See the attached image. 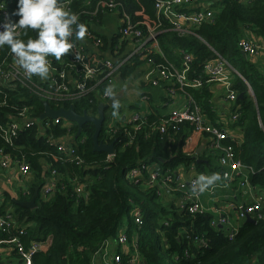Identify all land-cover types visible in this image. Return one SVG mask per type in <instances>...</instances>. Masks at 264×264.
Here are the masks:
<instances>
[{
    "label": "trees",
    "instance_id": "1",
    "mask_svg": "<svg viewBox=\"0 0 264 264\" xmlns=\"http://www.w3.org/2000/svg\"><path fill=\"white\" fill-rule=\"evenodd\" d=\"M86 1L92 5H86ZM98 1L107 0H79L71 5L70 10L74 13L79 9L90 10ZM114 1L121 5L134 22H143L151 27L155 25L154 0ZM209 2H213L210 8L216 14L213 20L204 22L181 36L164 25L156 37L158 42L162 37L158 47H161L166 56L171 47V50H185L194 57L191 76L200 74L203 63L214 59V53L230 63L229 59L240 54L237 43L244 38H241V33L246 28L264 37V0ZM17 3L18 0H10L11 12L16 9ZM81 19L80 22L88 24V28V18L82 16ZM89 29L92 30L90 27ZM35 35V32L30 31L23 38H35ZM163 38H167L168 45L163 43ZM101 40L104 46L106 42ZM117 41L118 38L113 39L111 45H116ZM8 54H11L10 50L7 46L3 47L0 63ZM152 58L155 63H164L160 55L154 54ZM133 65L134 63L123 69V77L136 71ZM231 87L237 88L243 94L241 97L236 96L231 109L232 112L238 107L239 116L234 122H239L242 128V140L239 143L228 136L224 143L231 141L234 160L253 169V173L248 175L249 184L264 190V86L252 83L257 109L254 107V100L246 94L247 88L244 84L241 83L238 87L232 81ZM104 88L102 86L99 90ZM203 91L204 89H195L189 90V93L199 103L204 97ZM98 102L95 94H89L70 105L77 115L95 117ZM44 104L36 93L27 89H5L0 93V125L12 122L26 107L30 108V118L40 119L44 113ZM67 107L69 106H64ZM110 109L115 107L104 111L105 121L98 137V141L103 144L113 143L114 152L109 163L105 162L106 153L94 151V127L91 124H85L77 137L75 124L70 130L61 129V123L45 130L35 126L19 133L11 146L0 135V148L13 160L24 159L28 165V173L32 176L29 193L24 195L26 197L18 194V200L28 201L34 194V188L41 190L50 172L54 171L56 190L50 201L45 202L38 198L34 207L26 208L15 205L10 195L5 193V200L0 206V215L8 208L14 214L17 228L15 231L14 228L10 230V234L29 225L26 235L21 239L25 248L31 242H41L48 236L51 238L49 248L33 256V264H92L93 254L105 241L116 238L124 218L128 224V237L136 236L145 264H264V207L262 219L243 222L235 236L228 239L222 229L209 225L210 217L207 213L191 216L180 213L177 209L168 210L160 203L161 199L157 197L155 190H145L143 186L126 179L130 169L141 163H158L169 170H174L178 165L193 163L202 173L208 165L209 157L203 154L195 157L188 150L184 131L189 129L188 124H181L175 134L170 129L160 134L156 127L161 117L151 114L140 130L133 132L128 127L127 131L132 134L133 141L124 147L128 140L124 128H116L112 137L105 134V124L114 119L116 114H108ZM198 134L210 141L208 135ZM66 136H71L73 147H76L83 164L76 165L53 158L57 151L55 146L48 143V138L56 140ZM80 139L83 140L81 144ZM78 183L86 186L87 195L84 197L74 191ZM136 212L141 215V226L135 223ZM194 237L202 238L205 247H200Z\"/></svg>",
    "mask_w": 264,
    "mask_h": 264
},
{
    "label": "built area",
    "instance_id": "2",
    "mask_svg": "<svg viewBox=\"0 0 264 264\" xmlns=\"http://www.w3.org/2000/svg\"><path fill=\"white\" fill-rule=\"evenodd\" d=\"M76 1L79 0H61L69 9ZM198 1L154 0L156 20L153 27L143 22H134L132 17L114 0L98 1L90 10L79 9L76 11L79 18L81 19L82 16H86L88 22L91 24L98 20L103 8L116 13L120 17L119 37L113 50L114 56L121 54L128 39L136 44V48L125 56H122L118 62L92 56L85 46V42L90 41L94 47H103V42L101 38L95 35L93 30L88 28L87 36L84 41H80V44H77L73 37L72 42L75 47L72 50V58L70 60L56 61L49 57L53 72L44 83H39V80H36L34 77L27 78L23 71L16 65L13 55L8 54V57L0 63V93L8 88L18 87L27 89L38 94L40 99L44 103H47L53 110L68 109L72 107L70 105L71 103L80 101L89 94L96 95L99 101L97 105L106 104L114 95L113 86L115 79L118 76H122L123 69L132 65L136 60L144 61L148 65V69L142 77L145 83L152 87L163 85L166 93L170 97H174L180 92H183L186 96L185 104L181 108L174 109L165 117H161L156 131L164 134L170 129L175 134L179 131L181 124L187 123L191 126L193 133H204L208 135L210 139V141H207L208 145L217 154L216 161L220 169H222V182L219 187L226 188L227 184L234 178L238 181L241 188H253L249 184L248 176L246 175V173H253V169L248 165L234 160L232 142L230 141L228 144L224 143L228 140V135L220 128L211 126L202 119L198 108L194 106L191 96L187 93L188 88L198 89L207 83H218L224 88L226 101L233 104L236 101L237 92L231 87V79L227 72L228 69H231L230 63L219 54L214 53L216 59L205 61L202 65L201 73L196 76H191L190 73L194 57L186 51L182 50L179 52V56L181 57V69L179 71L175 70L168 62L155 63L152 58L154 54L160 55L163 58L156 37L160 32L159 29L164 25H167L169 30L175 33L177 32L181 36L189 33L194 27H199L204 22L214 19L216 14L211 8L193 11L182 9L192 4L196 5ZM9 3L10 0H0V31H3L2 26L8 18H11L13 21L19 19V17L11 15L12 12L9 8ZM88 4L86 1V5ZM237 46L242 53L251 56L255 55L259 49L253 41L245 38L240 39ZM1 50L2 48H0V53ZM102 86L105 88L100 91L99 88ZM147 100V97H145L146 102ZM65 105L69 107L64 108ZM148 116L146 112L135 111L124 125H117L115 117L114 119L108 120L105 124V134L112 137L116 133V128H124L128 136L124 147H127L133 141L132 134L127 131L128 127L133 129V132L140 130L146 123ZM238 116L239 111L238 107H236L231 113V120L236 121ZM59 123H61L60 128L63 130H70L73 127L72 123L62 119L40 120L39 118H30V108L26 107L17 114L16 119L12 122L7 125H0V135L3 141L11 146L18 134L25 129L40 126L42 130H45ZM65 139H68L66 144ZM71 139V136L56 140L50 137L48 138V143L56 147L57 154L53 155V158L76 165L83 164V159L77 154L76 147H73ZM79 142L81 144L83 140ZM112 157V155H107L105 162L109 163ZM11 165L16 167V174L20 178L28 173V165L24 159L21 161L13 160L0 148V168L5 170ZM227 167L231 169L230 172L225 170ZM126 176L129 182L141 185L145 190H155L159 199L176 194L178 197L176 209L180 213L183 212L193 216L206 212L204 206L199 201L201 194L193 195L191 192L192 181L195 179L188 182L184 181L175 171L163 169L156 163H141L137 167L130 169ZM55 190L54 171H51L42 189L41 200L48 201L53 196ZM74 191L77 195L83 197L87 195L86 186L80 185L79 183L75 185ZM235 210L236 219H245L247 216L254 215L255 220H260L263 218L262 199L258 198L250 206L236 207ZM134 216L135 223L141 226L143 223L141 215L136 212ZM210 223L211 226H225L230 224V220L225 216L221 217L217 222ZM28 227L29 225L27 224L20 227L16 232H13V234H10V230L14 228L13 231H15L17 228L12 210L8 208L3 215H0V264H33V256L48 249L49 243L46 240L31 242L28 248L23 246L21 239L26 235ZM119 234L117 235L118 242L125 244L128 241L127 236ZM234 235V232L231 233L229 239H232ZM194 241L200 247H205L202 238L194 237ZM113 264L141 263L135 258L124 259L122 255L117 253L113 257Z\"/></svg>",
    "mask_w": 264,
    "mask_h": 264
},
{
    "label": "crops",
    "instance_id": "3",
    "mask_svg": "<svg viewBox=\"0 0 264 264\" xmlns=\"http://www.w3.org/2000/svg\"><path fill=\"white\" fill-rule=\"evenodd\" d=\"M87 3H89L88 5H92L88 1ZM212 5L213 2H209V0H199L196 5L192 4L182 9H186L188 11L203 9L205 10L209 9ZM120 24V17L116 13H113L106 8L102 9V13H100L98 20L95 23H89V27L94 31L95 35L105 40L106 42L103 47H94V45L90 41H86L85 46L88 48L92 56L101 59L112 60L113 62H118L122 56H125L136 48V44L128 39L121 51V54L119 56L113 55L115 45L112 46L111 42L113 39L115 40L119 37ZM86 25L88 26V24ZM241 34V38H250L251 41H253L259 47V49L255 55H244V57L242 56V52L239 50L240 54L238 56H240L239 59L241 61L239 66L234 68V66L230 64L231 69H228L227 72L230 76L231 83L233 81V84H237L238 87L241 85V83L246 86V94L250 99L254 100V107H256L257 109L252 90V83L256 82L257 84L264 86V37L258 36L253 31H250L247 28L243 30ZM161 38L158 44L161 43ZM76 43L80 44V41H76ZM163 43L165 45H168L167 38H163ZM179 50V48L171 50L170 47V49L167 50L166 56L161 49L164 62L167 61L175 70L178 71L181 69V57L178 53ZM71 58L72 54L64 56L61 60L68 61ZM133 66L135 67L136 71H134L130 75L128 74L126 77L118 76L116 77L114 82V95L122 93V99L117 102L115 109H110L111 111L109 112L108 110L107 113H116L115 117L117 125L126 124L129 117L135 111H143L148 115L155 114L158 115V117H165L172 110L181 108L185 104L186 96L183 92L177 93L174 97H170L166 93L163 85L152 87L143 81V74L148 69V65L144 61L136 60L134 61ZM52 72L53 71L51 70V73ZM246 77H248L249 79ZM34 78L36 80H39V83H44V81H46H42L38 77ZM195 89L196 88H188L187 93L190 95L189 90ZM198 89H204L203 94L205 99L202 95L203 98L199 103L193 97H191V100L194 106L198 108L202 119L206 121L207 124L220 128L231 139L237 142L239 141L240 143V141L242 140V128L239 125V122H234L231 120L232 104L226 101L223 86L218 83H207ZM234 89L237 92V97L238 95L239 97L243 95L237 88ZM145 97H147L148 99L147 102L145 101ZM203 102H205V105H203ZM95 117H97V114ZM247 118L249 120L250 116ZM184 131H186L187 135L185 144L188 146V150H190V153H193L195 157L203 154L205 157H209V162L208 165L203 169L202 173L195 167L193 163H190L188 165H178L173 171H175L182 180L187 182L193 179H197L200 174L211 175L213 173H219L221 175L222 169H220L216 161L217 154L209 147V145L207 146L208 142L206 141V138L204 136H201L200 134L193 133L191 126H189V129L186 128ZM71 141L73 142L72 139ZM67 142L68 139H65V144ZM161 168L167 169L165 167ZM225 170L228 172L231 171L229 167H227ZM248 174L249 173H246L247 176ZM48 177L46 178V182ZM17 181L21 184V186H18ZM31 182V174L27 173L22 178L18 177L16 174V167L14 165H11L8 169L5 170H2L0 168L1 205H3V202L5 200V198H3V194L5 195V193L10 195L12 201H20L18 200V194L21 196L28 194L30 186L32 185ZM221 182L222 179L218 181L215 186L211 187L208 191L201 194L199 196V201L206 210L204 214L207 213V215H209L210 222H217L221 217L225 216L229 218L230 224L225 226H211V223L209 222V225L211 227L222 229L229 239V235L233 232L236 234L243 222L246 221V218H235L236 207L250 206L258 198L262 199V207H264V190L253 186V188H241L238 181L234 178L227 184L226 188L219 187L221 185ZM41 190H39L38 195V198L40 199ZM21 201L26 202L27 200ZM160 203L168 208V210L176 209V205L178 204V197L176 194L163 197L161 198ZM251 216V219L255 221V216ZM127 225V222L122 224L121 228L118 230V234L120 233L119 235H126L128 241L125 244H120L118 242L117 236L115 239H109L105 241L101 245L100 249L93 254L92 264H113V257L117 253L122 255L124 259L135 258L141 264H145L138 249L136 236L132 235L128 237ZM252 264H256V262H253Z\"/></svg>",
    "mask_w": 264,
    "mask_h": 264
},
{
    "label": "clouds",
    "instance_id": "4",
    "mask_svg": "<svg viewBox=\"0 0 264 264\" xmlns=\"http://www.w3.org/2000/svg\"><path fill=\"white\" fill-rule=\"evenodd\" d=\"M12 16L8 18L0 31V48L7 46L15 58L16 65L27 78L38 77L47 80L51 75L49 57L60 61L70 55L76 41H84L88 28L80 22L78 14L72 12L61 0H18ZM35 32V38L28 36ZM222 179L219 173L200 174L192 181L193 195L203 194Z\"/></svg>",
    "mask_w": 264,
    "mask_h": 264
},
{
    "label": "water",
    "instance_id": "5",
    "mask_svg": "<svg viewBox=\"0 0 264 264\" xmlns=\"http://www.w3.org/2000/svg\"><path fill=\"white\" fill-rule=\"evenodd\" d=\"M245 54L242 53V56L244 57ZM241 96V95H240ZM122 99V93L113 95L107 102L106 104H101L98 106L97 110V117H90L87 116L86 114L84 115H77L74 112V109L72 107H69L68 109H58V110H53L51 109L46 103L44 104V113L41 116L40 120H45V119H50V120H64L68 121L72 124H75L77 126V133L76 137L81 133L82 127L85 124H91L94 127V133L92 135V142H93V147L94 151L96 152H104L107 155H113L114 149H113V143L110 144H103L98 141V137L101 132V126L104 121V111L107 110L108 108H113L116 106L117 102ZM39 190L40 188H35L34 189V194L31 197L29 201L22 202V201H15V205H19L22 207H34L35 206V201L38 198L39 195ZM254 220L251 219L250 216L246 217V222Z\"/></svg>",
    "mask_w": 264,
    "mask_h": 264
},
{
    "label": "rangeland",
    "instance_id": "6",
    "mask_svg": "<svg viewBox=\"0 0 264 264\" xmlns=\"http://www.w3.org/2000/svg\"><path fill=\"white\" fill-rule=\"evenodd\" d=\"M161 51V50H160ZM180 51H182V49H180L179 51H178V53L180 52ZM183 51H185V50H183ZM162 53V52H161ZM229 61H230V64L231 65H233L234 66V68L235 67H238L239 66V64H240V59H239V57L238 56H235V57H233L232 59H229ZM37 96L39 97V95L37 94ZM39 99H40V97H39ZM41 100V99H40ZM111 110H109V112H110ZM138 112H141V111H138ZM110 114V113H109ZM3 170V169H2ZM126 178H127V176H126ZM128 179V178H127ZM18 182V181H17ZM18 186H21V184L18 182ZM44 188V187H43ZM42 188V189H43ZM41 193H42V190H41ZM18 194V193H17ZM53 198V196H51L50 197V199L48 200V201H50L51 199ZM47 202V201H46ZM124 223H126V219L124 218L123 219V224ZM42 241H45V240H42ZM46 241H48V243H49V246H50V244H51V238L48 236L47 237V239H46ZM49 246H48V248H49Z\"/></svg>",
    "mask_w": 264,
    "mask_h": 264
}]
</instances>
